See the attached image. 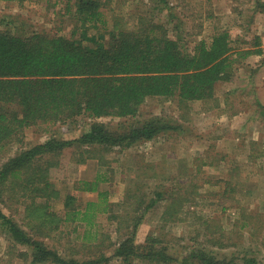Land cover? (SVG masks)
Instances as JSON below:
<instances>
[{
  "label": "rangeland",
  "instance_id": "1",
  "mask_svg": "<svg viewBox=\"0 0 264 264\" xmlns=\"http://www.w3.org/2000/svg\"><path fill=\"white\" fill-rule=\"evenodd\" d=\"M56 1L59 0H0V30L80 37L82 27L67 3L54 5ZM104 1L109 19L120 16L127 29L139 27V18L146 22L154 20L191 48L201 40L211 42L217 32L228 30L235 48H255L254 39L259 37L262 53L243 60L235 80L219 83L216 99L209 103L193 102L188 109H181L177 102L151 99L141 107L137 121L160 117L174 123L177 130L162 132L150 142L124 150L114 148L104 152L96 148L94 158L84 164L75 159L77 144L67 149L62 157L66 173L53 171L51 175L59 174L56 183L61 192V198L53 202V209L64 216L68 194H76L78 198L73 205L84 208L89 200L98 199L100 192H107L114 205L113 214L119 218L101 213L94 227L68 221L61 225L54 239L47 238L45 242L63 257L83 260L105 254L109 262L102 264H123L115 256V244L126 235V230H117L125 226L123 217L132 210L125 204L132 201L128 200L127 190L133 189L131 192L137 197L145 194L150 201L156 190L165 193L181 185L182 192L192 194L184 221H170L164 228L161 217L165 203L158 201L145 213L137 244H144L148 235L157 232L166 234L163 240L177 258L182 259L193 248L206 244L208 251L218 258L234 259V264H248L246 259L264 264V10L261 9L264 0ZM6 109L13 113L18 107L7 105ZM98 121L117 127L122 120L107 117ZM92 122L81 116L26 129L22 141L0 151V169L9 157L25 148L51 138H80ZM98 160L111 163L101 164V168ZM109 168V181L101 182L95 192L79 190L81 181H95ZM226 185L233 188L230 195L225 194ZM0 208L30 231L23 220L24 207L16 197L10 200L5 196L4 202L0 200ZM204 220L216 233L207 232L209 227L203 225ZM248 222L253 225L244 228ZM220 228L225 230V236ZM31 260L30 248L15 243L0 225V264H32Z\"/></svg>",
  "mask_w": 264,
  "mask_h": 264
},
{
  "label": "trees",
  "instance_id": "2",
  "mask_svg": "<svg viewBox=\"0 0 264 264\" xmlns=\"http://www.w3.org/2000/svg\"><path fill=\"white\" fill-rule=\"evenodd\" d=\"M60 2L67 3L73 18L80 23V37L0 30V151L22 141L23 132L31 127L81 116L93 122L76 140L51 138L8 158L0 169V200L4 202L7 195L10 200L16 197L24 207L23 220L30 231L1 208L0 225L15 243L30 248L32 264H102L109 262L105 254L83 260L67 258L45 242L47 238L54 239L61 225L68 221L94 227L101 213L119 218L113 214L114 205L107 192H100L98 199L89 200L84 208L73 205L76 194H68L64 216L53 209L61 192L56 183L59 174L51 175L53 171L66 173L62 158L65 151L77 144L80 152L74 153L75 159L84 164L94 158L96 148L104 152L124 150L150 142L162 132L177 130L174 123L160 117L137 121L141 107L151 99L177 102L181 109H188L193 102L215 100L217 85L234 81L243 60L262 53L261 42L256 37L255 48H235L230 32L222 30L211 42L201 40L191 48L154 20L146 22L139 18V27L132 30L125 28L120 16L110 20L104 0H59L54 5ZM261 9L264 10V3ZM7 105H16L18 110L8 112ZM107 117L122 121L117 127L98 121ZM102 161L98 160L100 166L111 163ZM103 173L95 181H81L79 190L95 192L101 182L109 181L110 168ZM179 187H171L165 193L156 190L150 201L145 194L137 197L131 192L133 189L127 190L128 200L132 201L125 204L132 210L123 217L125 226L117 230H126V235L115 244V256L123 264H234V259L215 256L206 244L193 248L182 259L177 258L162 233H152L144 244H137L145 213L158 201L165 203L161 217L164 228L188 214L192 194L187 196ZM231 192L232 186L226 185L225 194ZM207 223L203 221L209 227L207 232L216 233ZM251 225L253 222H248L244 228ZM219 231L225 236L224 229ZM219 240L223 241L221 237Z\"/></svg>",
  "mask_w": 264,
  "mask_h": 264
}]
</instances>
